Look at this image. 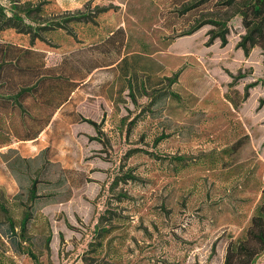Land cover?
<instances>
[{
	"label": "rangeland",
	"instance_id": "1",
	"mask_svg": "<svg viewBox=\"0 0 264 264\" xmlns=\"http://www.w3.org/2000/svg\"><path fill=\"white\" fill-rule=\"evenodd\" d=\"M0 2L34 27L24 33L0 20V41L34 44L50 61L118 26L125 34L122 57L80 88L77 110L99 126L70 125L71 134L47 151L38 170L53 185L37 201L27 179H17L13 153L1 152L12 137L0 133V264H83L106 208L117 214L101 254L111 264H223L264 188V31L246 49L239 45L245 21L264 22V0L228 21L226 44L208 42L210 24L186 34L193 15L177 12L182 0ZM70 15L80 22L56 24ZM155 87L172 92L163 107L149 103ZM125 171L135 178L112 189ZM27 209L20 251L6 228L9 216L20 233ZM253 264H264V251Z\"/></svg>",
	"mask_w": 264,
	"mask_h": 264
},
{
	"label": "trees",
	"instance_id": "2",
	"mask_svg": "<svg viewBox=\"0 0 264 264\" xmlns=\"http://www.w3.org/2000/svg\"><path fill=\"white\" fill-rule=\"evenodd\" d=\"M257 0H182L181 6L176 10L179 14L193 15V22L186 34L193 33L206 24L212 25L209 30V41L219 38L222 44L228 42L230 27L228 21L244 7L253 5ZM29 14L30 8L21 11ZM0 20L6 28H16L20 32H30L33 26L24 21L19 11L8 14L5 6L0 2ZM72 22H80L76 16L64 17L57 21L59 27H66ZM247 32L240 41L244 49L247 42H256V34L264 31V22L249 19L244 22ZM125 34L122 26L111 31L106 39L91 43H83L63 52L61 60L53 65L45 63V53L34 48V44L23 45L12 41H0V133L8 134L13 142L5 144L2 150L4 156L13 153L15 160L11 163L14 172L19 178L29 182L28 196L37 201L41 198L43 186H52L51 181L41 177L38 167L46 153L56 147L62 135H70V125L82 120L99 126L96 121L84 118L81 113L71 108L82 99L79 92L84 86L87 76L98 69L113 66L123 55ZM125 53V52H124ZM177 71L169 80L175 82ZM96 75V74H95ZM93 75V76H95ZM107 80V79H105ZM91 84L92 80L86 81ZM103 82L101 85H103ZM255 82L247 85V90L255 86ZM81 88V89H80ZM133 95V93H130ZM171 91L168 87H155L150 93L149 103L161 105L169 99ZM61 107L60 114L52 119L57 108ZM17 117V119H15ZM8 118V119H7ZM44 130V131H43ZM99 130V127H98ZM43 131V138L39 137ZM40 143L36 154L25 153L28 143L21 139H30ZM17 143L18 146L12 145ZM35 143V142H34ZM16 144V145H17ZM33 153V152H32ZM50 154V153H49ZM28 155V156H27ZM16 160H19L16 162ZM31 161L36 162L35 169H31ZM24 164L28 168L23 167ZM33 164V163H32ZM29 172V173H27ZM135 178L130 171H125L122 177H115L111 183L112 189L117 186L119 179L126 181ZM16 179V180H17ZM47 184V185H45ZM19 194V193H17ZM126 196L121 193L120 200ZM32 209H27L20 221V233L16 231V223L8 216L9 224L6 234L14 247L20 251V236L25 239V232L32 219ZM117 214L106 208L100 213L93 231V240L83 254V264H111L108 259L101 256L109 234L114 230V218ZM264 251V188L262 199L255 207L250 224L244 233L236 239H231L226 246L223 264H253L256 257ZM27 252L35 256L31 249Z\"/></svg>",
	"mask_w": 264,
	"mask_h": 264
},
{
	"label": "crops",
	"instance_id": "3",
	"mask_svg": "<svg viewBox=\"0 0 264 264\" xmlns=\"http://www.w3.org/2000/svg\"><path fill=\"white\" fill-rule=\"evenodd\" d=\"M34 48H36L35 46H33ZM36 49H38V48H36ZM39 51H42V52H44L45 53V63L47 64V65H53V64H56V63H58L59 62V60H57V61H50L49 60V58H48V53H47V51L46 50H42V49H38ZM61 60V59H60ZM94 73V72H93ZM93 73H91L89 76H87L86 77V79L84 80V83L83 84H85L86 83V81H88V80H90V77L93 75ZM87 85H88V83H86ZM90 85V84H89ZM81 101V100H80ZM78 102V101H77ZM71 108H75V109H77V107H76V105H74L73 107L71 106ZM60 109H61V107H59V108H57V110H56V112L53 114V116H52V119H54L56 116H58L59 114H60ZM8 119V118H7ZM15 119H17V117L15 118ZM77 122H74V123H72L71 125H73V124H76ZM44 131V130H43ZM43 131L40 133V135H39V137L41 138H43ZM20 142H23V143H28L29 145H31L32 146V148H33V150L34 151H32V152H29V153H31V154H36L37 152H38V150H39V146H40V143L38 142V141H36V140H34L33 138H30V139H21L20 140ZM35 142V143H34ZM18 143V142H17ZM3 147V146H2ZM7 146H4V148H6Z\"/></svg>",
	"mask_w": 264,
	"mask_h": 264
}]
</instances>
